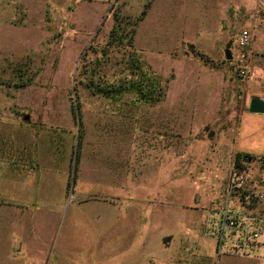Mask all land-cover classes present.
<instances>
[{
  "label": "rangeland",
  "instance_id": "374dc122",
  "mask_svg": "<svg viewBox=\"0 0 264 264\" xmlns=\"http://www.w3.org/2000/svg\"><path fill=\"white\" fill-rule=\"evenodd\" d=\"M144 9L133 44L163 98L91 94L83 53L104 47L94 80L113 83L128 64L126 45L109 44L113 13ZM252 97L264 100V0H0V196L38 215L35 261L264 264V114L249 112ZM236 173L245 183L229 193ZM226 209L237 225L221 232Z\"/></svg>",
  "mask_w": 264,
  "mask_h": 264
},
{
  "label": "trees",
  "instance_id": "16d2710c",
  "mask_svg": "<svg viewBox=\"0 0 264 264\" xmlns=\"http://www.w3.org/2000/svg\"><path fill=\"white\" fill-rule=\"evenodd\" d=\"M149 5L150 3L148 2L145 8ZM145 14V9L138 17L123 16L116 14V11L113 13L115 25L111 30V41L109 44L121 45L124 43L127 48V53H125L128 58L127 66L118 71L117 78L113 83L108 82L101 76H99L98 81L94 80L98 71L97 66L102 63L103 60L101 58L106 56L107 50L102 47L101 51L97 52L98 48H95L92 44L87 47L81 58V71L86 75V81L80 80V83H83L91 94L108 98L125 93H133L140 102L147 104H155L163 98L165 86H163L159 76L144 61L133 44L136 28ZM91 54L95 55V58L92 59ZM78 137H80V134Z\"/></svg>",
  "mask_w": 264,
  "mask_h": 264
},
{
  "label": "crops",
  "instance_id": "0c3cea01",
  "mask_svg": "<svg viewBox=\"0 0 264 264\" xmlns=\"http://www.w3.org/2000/svg\"><path fill=\"white\" fill-rule=\"evenodd\" d=\"M15 173L18 179H26L24 173ZM26 185L22 184V187ZM21 199L22 197L4 199L0 196V264H38L33 252L37 251V243L41 244L44 237L40 232H36L34 223L28 222V218L38 215L25 211ZM48 215L50 216V213ZM43 228V224L38 227L41 230ZM30 235L35 239L36 246L30 242Z\"/></svg>",
  "mask_w": 264,
  "mask_h": 264
},
{
  "label": "built area",
  "instance_id": "2783aa9c",
  "mask_svg": "<svg viewBox=\"0 0 264 264\" xmlns=\"http://www.w3.org/2000/svg\"><path fill=\"white\" fill-rule=\"evenodd\" d=\"M252 41V34L248 30L241 31L237 38H236V44L240 49H247L250 47ZM242 60L246 59V53H242ZM228 189L229 193L230 191H234L240 187H242L245 183V176L242 173H236L231 176V178L228 180ZM237 225V219L233 216L232 213L229 212L228 209L225 210V212L222 213V217L220 219L218 228L219 231L223 232L225 229H234ZM252 238H257L258 233L252 232L251 233Z\"/></svg>",
  "mask_w": 264,
  "mask_h": 264
},
{
  "label": "water",
  "instance_id": "95a60500",
  "mask_svg": "<svg viewBox=\"0 0 264 264\" xmlns=\"http://www.w3.org/2000/svg\"><path fill=\"white\" fill-rule=\"evenodd\" d=\"M233 41L229 40L225 46L224 54L227 60H230L232 58L231 54V46H232ZM249 112L251 113H261L264 114V100L257 98V97H252L249 103ZM29 117L26 115L23 117V120L27 121ZM212 133L210 134V136Z\"/></svg>",
  "mask_w": 264,
  "mask_h": 264
}]
</instances>
